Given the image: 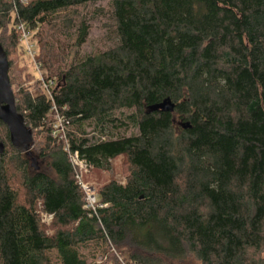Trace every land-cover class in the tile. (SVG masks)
<instances>
[{
    "label": "trees",
    "instance_id": "trees-1",
    "mask_svg": "<svg viewBox=\"0 0 264 264\" xmlns=\"http://www.w3.org/2000/svg\"><path fill=\"white\" fill-rule=\"evenodd\" d=\"M99 1L115 42L83 51ZM19 23L55 84L14 92L30 144L0 121V264H264V0H0L7 55ZM75 153L128 167L97 213Z\"/></svg>",
    "mask_w": 264,
    "mask_h": 264
},
{
    "label": "rangeland",
    "instance_id": "rangeland-1",
    "mask_svg": "<svg viewBox=\"0 0 264 264\" xmlns=\"http://www.w3.org/2000/svg\"><path fill=\"white\" fill-rule=\"evenodd\" d=\"M96 11L90 17L92 29L89 33L87 42L82 46L83 51H94L96 49H104L107 46L112 45L115 42V37L111 30L112 23V10L107 1H99L94 5ZM34 36L30 39V42L34 44L33 50H36L34 55L28 49L25 42L20 41L16 49L8 48V55L11 66L13 68L11 72V81L13 91L16 93L20 89H29L30 92L35 93L40 87L45 89L42 79L46 78L45 70L39 67L38 55L40 54V46L38 45L36 30H34ZM5 46L8 45L7 41H4ZM8 47V46H7ZM53 129L56 130L58 136L64 138L67 129L64 123L59 119L57 113L54 114ZM92 126L89 127V131L92 130ZM55 132V133H56ZM137 132V128L128 124L119 132L121 136H131ZM4 129L0 128V138L5 137ZM34 152H37L36 147H32ZM41 161L39 162V165ZM44 167V166H43ZM128 167L125 164V159L119 157L112 161V168L110 171H102L97 169H91L90 171H83L82 180L85 184L94 188L96 194L100 186L110 180L124 181L126 178ZM42 222L48 228V232L52 233L51 225L53 219H49L45 214H41ZM100 260V259H99ZM186 264H200L197 260L190 258Z\"/></svg>",
    "mask_w": 264,
    "mask_h": 264
},
{
    "label": "water",
    "instance_id": "water-1",
    "mask_svg": "<svg viewBox=\"0 0 264 264\" xmlns=\"http://www.w3.org/2000/svg\"><path fill=\"white\" fill-rule=\"evenodd\" d=\"M10 62L8 55L0 42V121L5 123L10 132L14 145L30 144L33 141V131L29 128L24 117L18 112L16 99L9 78ZM166 110H173L174 104H166ZM6 146L0 141V154L4 153ZM33 167L40 169L39 162L33 158Z\"/></svg>",
    "mask_w": 264,
    "mask_h": 264
},
{
    "label": "built area",
    "instance_id": "built-area-1",
    "mask_svg": "<svg viewBox=\"0 0 264 264\" xmlns=\"http://www.w3.org/2000/svg\"><path fill=\"white\" fill-rule=\"evenodd\" d=\"M17 28L21 33V41L27 44L29 51L31 52L32 55H34L36 50H33L34 44L30 42V39L34 36V31L26 23H19L17 25ZM42 82L45 89H47L48 93L51 95L50 88L54 86L55 81L54 80L45 81V79H42ZM59 119L62 123H64L62 116L59 115ZM71 161L76 169L77 179L81 185V188L85 193V198H86L85 208H87L88 210L94 213H97V209L99 207V196L96 194L93 187L85 184L82 180L83 171H90L91 169H94V167L89 165L85 160L80 159L78 153H75L71 156ZM46 216H48L49 219H53L52 215H46Z\"/></svg>",
    "mask_w": 264,
    "mask_h": 264
}]
</instances>
